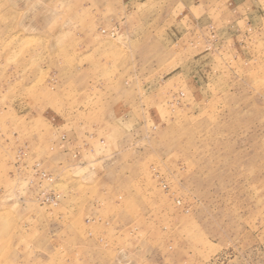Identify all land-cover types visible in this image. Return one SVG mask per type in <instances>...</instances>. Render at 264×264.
I'll return each mask as SVG.
<instances>
[{"label": "rangeland", "instance_id": "obj_1", "mask_svg": "<svg viewBox=\"0 0 264 264\" xmlns=\"http://www.w3.org/2000/svg\"><path fill=\"white\" fill-rule=\"evenodd\" d=\"M235 7L0 0V264H264V0Z\"/></svg>", "mask_w": 264, "mask_h": 264}, {"label": "crops", "instance_id": "obj_2", "mask_svg": "<svg viewBox=\"0 0 264 264\" xmlns=\"http://www.w3.org/2000/svg\"><path fill=\"white\" fill-rule=\"evenodd\" d=\"M128 7L134 9L160 6L161 16L167 20L166 25L148 28V32H186L185 22H198L202 17L211 18L213 15L223 17L233 15L235 9L239 11L238 5L241 0H122ZM253 1L254 0H250ZM244 9V8H243ZM238 13V12H237ZM164 23V22H163ZM166 26V27H165Z\"/></svg>", "mask_w": 264, "mask_h": 264}]
</instances>
